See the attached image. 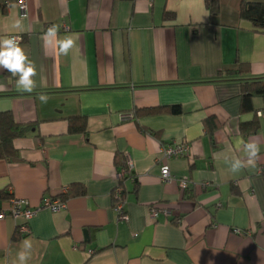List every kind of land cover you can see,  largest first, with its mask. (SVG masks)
I'll list each match as a JSON object with an SVG mask.
<instances>
[{"label":"crops","instance_id":"1","mask_svg":"<svg viewBox=\"0 0 264 264\" xmlns=\"http://www.w3.org/2000/svg\"><path fill=\"white\" fill-rule=\"evenodd\" d=\"M212 1L26 0L22 15L18 0H0V36H21L37 69L32 93L0 69V112L32 126L14 140L21 160H0V210L12 197L36 206L85 188L64 210L38 212L28 234L18 235L23 219H0V264H17L25 240L27 264H264V98L241 105L243 83L264 80V33L240 16L243 2L264 0ZM52 24L77 38L66 56L42 39ZM78 115L87 129L71 133ZM254 120L259 130L244 134ZM250 140L257 166L234 174L225 159ZM176 143L189 151L168 160L176 179L164 182L162 146Z\"/></svg>","mask_w":264,"mask_h":264},{"label":"trees","instance_id":"2","mask_svg":"<svg viewBox=\"0 0 264 264\" xmlns=\"http://www.w3.org/2000/svg\"><path fill=\"white\" fill-rule=\"evenodd\" d=\"M209 7L214 8V1L206 0ZM171 16V14L167 13ZM240 16L242 19L251 23L252 28L256 32L264 33V2H243L240 7ZM241 67L237 73H242ZM255 96H261L264 98V80L255 82H244L241 95V105L244 111L253 110L252 100ZM167 111L172 114H178L182 112V109L178 105H173L166 108ZM142 111H136L134 114L138 116ZM69 131L71 133H84L87 129V121L85 116H72L69 118ZM205 126L210 133L218 127L214 120L207 119ZM260 123L258 120L252 122H244L241 124L240 129L244 134L255 133L259 130ZM32 126L30 124L18 123L11 111L0 112V160H6L8 162H18L21 160L20 152L14 145V140L20 137L26 136ZM116 165L118 168L124 167L125 163L123 157L118 155L116 157ZM130 174L129 170L126 171V175ZM125 175V176H126ZM264 175V169H263ZM85 194V188L82 184L75 183L70 186L65 193L61 196L64 200L68 198L80 196ZM3 196V195H2ZM7 196V195H6ZM19 236H22L18 232Z\"/></svg>","mask_w":264,"mask_h":264},{"label":"clouds","instance_id":"3","mask_svg":"<svg viewBox=\"0 0 264 264\" xmlns=\"http://www.w3.org/2000/svg\"><path fill=\"white\" fill-rule=\"evenodd\" d=\"M14 7V5H13ZM19 21L13 25L18 28ZM59 26L52 24L43 33L42 39L45 45L55 41L58 52L61 55H68L69 52L77 47V38L74 34L65 35L63 38L58 37ZM22 37L18 35L0 36V69L6 70L15 77L16 89L20 93H32L37 87L34 77L37 75L35 63L29 59L28 55L21 47ZM39 99L47 102V95L41 93ZM242 154L232 155L231 159H225V163L229 165L230 170L235 174L241 172L246 167L255 168L259 159L260 146L254 141H241ZM32 244L29 240L22 243L20 250L16 253L17 264H27L31 258Z\"/></svg>","mask_w":264,"mask_h":264},{"label":"built area","instance_id":"4","mask_svg":"<svg viewBox=\"0 0 264 264\" xmlns=\"http://www.w3.org/2000/svg\"><path fill=\"white\" fill-rule=\"evenodd\" d=\"M18 5L22 15H26V9H27L26 0H18ZM259 114L260 116H264V112H259ZM129 116L132 117V115ZM188 151H189V145L184 143H176L174 145L162 146L163 158L160 163V177L162 181L170 182L176 179V177L171 173L168 160L174 156H184L187 154ZM125 175H126L125 170H121L119 172L120 184H118V186L116 187V192H115L117 196H121L122 194L123 189L121 186V181H123ZM178 181L182 189L187 188L188 186L187 178L178 179ZM9 191L13 192L12 188H10ZM65 208H66V200H64L61 197L45 198L39 205L36 206H31L26 199L19 197H12L10 200L9 207L7 209L0 210V219H4L7 216H11L15 220L23 219V223L18 225L17 230L20 234L25 235L30 232L28 221L32 219L34 216H36L38 212L44 209H49L52 212H59L61 210H64ZM115 209L121 219L126 218V214L123 211L121 205L117 204ZM151 211H152V216L156 217L158 214L156 207L155 208L153 207ZM236 232L239 233L240 231L236 230Z\"/></svg>","mask_w":264,"mask_h":264}]
</instances>
